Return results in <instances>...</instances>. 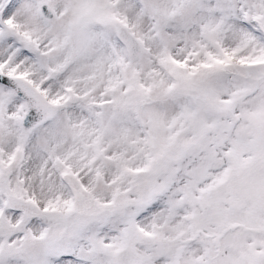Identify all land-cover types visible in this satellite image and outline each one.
<instances>
[{
	"label": "snow or ice",
	"instance_id": "6c2138e0",
	"mask_svg": "<svg viewBox=\"0 0 264 264\" xmlns=\"http://www.w3.org/2000/svg\"><path fill=\"white\" fill-rule=\"evenodd\" d=\"M0 264H264V0H0Z\"/></svg>",
	"mask_w": 264,
	"mask_h": 264
}]
</instances>
